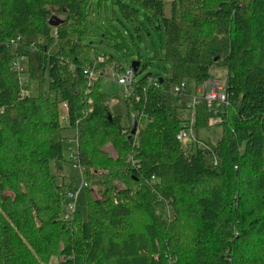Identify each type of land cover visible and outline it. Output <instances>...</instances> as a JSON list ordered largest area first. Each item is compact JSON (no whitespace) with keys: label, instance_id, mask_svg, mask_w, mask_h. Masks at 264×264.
I'll return each instance as SVG.
<instances>
[{"label":"trees","instance_id":"1","mask_svg":"<svg viewBox=\"0 0 264 264\" xmlns=\"http://www.w3.org/2000/svg\"><path fill=\"white\" fill-rule=\"evenodd\" d=\"M110 4L128 22L145 12L152 29H164L173 66L159 89L149 82L160 77L138 78L125 101L129 125L112 113L101 86L106 69L126 68L102 43H88L92 26L99 28L95 7L109 12ZM52 16L64 24L49 32ZM13 37L22 39L16 50L6 46ZM114 47L134 56L124 39ZM17 56L26 59V99L11 69ZM216 68L227 71L230 95L215 126L221 136L213 148L184 147L177 135L190 93L174 88L194 82L196 90ZM85 69L96 74L93 83ZM209 119L207 105L198 107V138ZM70 131L91 187L86 215L77 209L67 220ZM53 257L59 264H264V0H174L168 17L162 0H0V264Z\"/></svg>","mask_w":264,"mask_h":264},{"label":"rangeland","instance_id":"2","mask_svg":"<svg viewBox=\"0 0 264 264\" xmlns=\"http://www.w3.org/2000/svg\"><path fill=\"white\" fill-rule=\"evenodd\" d=\"M165 5V15L170 16L171 4L174 0H162ZM109 12L104 7L99 10L95 7L93 14L94 20L98 24L93 25L94 36L88 39V43H102L100 47L103 53L107 56L114 58L116 65L119 68L131 67L134 62H140L141 69L138 78H142L146 75H152L153 77H160L165 79L170 77L173 66L166 61V33L162 29L160 32L151 28L148 17L145 12H141L139 18L135 22H128L122 16L118 8H114L112 4L108 5ZM101 28V29H100ZM47 31H53L52 27H48ZM122 37H119V36ZM124 39L127 44L134 50V56L129 57L127 60L124 54L116 49V40ZM215 75L217 78L227 83V71L224 68H216ZM102 91L106 95L109 106L114 115H120L122 117V123L129 125L126 119V107L125 100L122 96L123 89L117 84L113 78V72L110 70L102 79L101 82ZM189 93L195 92V83L190 82L188 87ZM61 118L62 123L66 126L64 117L67 115V110L61 106ZM208 128L199 132V139L208 144L209 148H213L216 141L221 136V129L219 127H213L208 122ZM66 140L63 142L64 152V177L65 183L69 188L68 192L78 194V211H81L83 215H86V203L87 187H91L90 182L86 186L83 185V171L81 167L76 163L78 157V145L75 139V132L70 131L65 134ZM105 150L113 157L117 158L116 150L109 144ZM87 174L85 178L87 180ZM93 195L98 197L97 191L101 188L93 186ZM67 211V208L64 210ZM65 217V215H64ZM50 264H59V258L53 257Z\"/></svg>","mask_w":264,"mask_h":264},{"label":"built area","instance_id":"3","mask_svg":"<svg viewBox=\"0 0 264 264\" xmlns=\"http://www.w3.org/2000/svg\"><path fill=\"white\" fill-rule=\"evenodd\" d=\"M54 36L57 37V32L54 33ZM21 37H13L6 42V46L11 49H18L21 43ZM105 57L101 56L99 58L100 62L105 61ZM12 71L18 76V88L20 92L21 99H26L30 96L28 91V78L26 75V59L24 57L17 56L13 59L11 63ZM113 72V78L119 86L122 87L123 92L122 96L126 101L129 99L133 93L137 83L135 73L132 67L124 69L122 72H117L114 68L106 69L103 73L102 78L110 71ZM84 74L90 83H93L97 76L90 69H85ZM161 83L159 79H151L149 82V87L159 89ZM188 89V84L182 82L174 88V92L178 95L186 93ZM139 101V98H137ZM207 105L209 108L210 119L209 124L213 127L223 123V110L230 106V95L228 92V85L222 80L216 77L215 72L211 73V77L205 81L201 86L197 87L195 93L190 94L189 100L187 102V107L184 113L181 115L182 120V129L177 135V140L184 146L188 147L191 144L197 143L198 145L206 146L196 135L195 125L197 120V109L201 105ZM66 110L67 106L62 105ZM66 118V117H64ZM84 181V180H83ZM84 186L87 183L84 181ZM79 197L78 194H73L68 192V204L67 211L65 214V219H70L71 215L77 210V201Z\"/></svg>","mask_w":264,"mask_h":264},{"label":"water","instance_id":"4","mask_svg":"<svg viewBox=\"0 0 264 264\" xmlns=\"http://www.w3.org/2000/svg\"><path fill=\"white\" fill-rule=\"evenodd\" d=\"M63 24H64V20L57 17V16H52L49 20V26H51L52 28H58ZM131 67L134 69L135 73H138L140 68H141V64H140V62H134ZM159 82L163 83L164 80L159 79ZM136 129H137V123H136V120L133 119L132 120V135L130 136V140L133 139V136L136 133Z\"/></svg>","mask_w":264,"mask_h":264}]
</instances>
